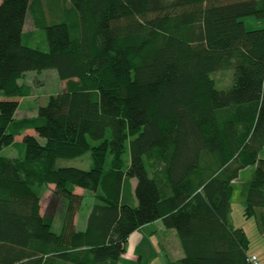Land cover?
<instances>
[{"label":"trees","instance_id":"1","mask_svg":"<svg viewBox=\"0 0 264 264\" xmlns=\"http://www.w3.org/2000/svg\"><path fill=\"white\" fill-rule=\"evenodd\" d=\"M62 1L70 18L49 22L44 0H0V150L37 134L23 158L0 156V264H119L158 220L177 231L179 264H251L231 198L256 166L245 216L264 236V29L243 22L264 19V0ZM30 14L48 52L24 43ZM47 70L67 89L18 121L33 95L20 81ZM88 154L89 170L59 165ZM50 185L67 203L60 233L43 213ZM78 189L94 196L80 232Z\"/></svg>","mask_w":264,"mask_h":264},{"label":"rangeland","instance_id":"2","mask_svg":"<svg viewBox=\"0 0 264 264\" xmlns=\"http://www.w3.org/2000/svg\"><path fill=\"white\" fill-rule=\"evenodd\" d=\"M47 16L51 21L57 20V18H66L69 19L71 16L70 11L67 8L66 3L62 0H44ZM243 22L246 26V29L249 31L264 29V19L259 20L256 18L248 17L244 18ZM26 35L24 42L27 46L32 48H37L43 52H48L47 43L44 44L42 41L44 32L42 34L34 25L33 15L30 14L28 21L26 23ZM46 41V39H45ZM234 79V70L229 69L224 72H220L216 75V81L218 83V88L226 89L232 86ZM20 84L29 85L33 89V95L24 99L17 111V120H33L38 116V108L41 105L46 104L47 98L50 95H55L61 92H64L67 89V83L62 82L57 72L54 70H47L41 73L29 72L21 81ZM33 130L32 128L26 129L22 134L15 137V143L12 146L4 147L0 150V156L8 158H23L25 154V147L21 138L23 135L27 134V131ZM35 135V134H34ZM264 156V152L262 154ZM124 158L126 162L130 161V151L129 147L125 152ZM89 159L92 163L90 155H86L85 158H78L74 160H63L59 162V165L72 166L76 168H84L89 162ZM88 169V167H86ZM89 170V169H88ZM150 170V169H149ZM256 166H249L246 169H242L240 172V177L233 181V194L231 198V218L232 223L237 228L243 229L248 238H249V251L258 253L260 256V263L264 264V236L262 235V228L260 226L259 220L256 216L247 218L245 216V209L247 206V197L250 182L254 178ZM55 191H46L43 195L42 202L43 208L46 209L48 206L53 204V202L60 203L63 201L61 197H58L54 194ZM83 206L79 211L81 223L85 219L86 214L88 213L91 206L94 203V196L88 192ZM61 205L57 209V215L55 217L53 230L57 233L62 231L63 226V213L61 211ZM52 205H51V209ZM51 213V211L49 212ZM48 214V213H47ZM46 214V215H47ZM49 215V214H48Z\"/></svg>","mask_w":264,"mask_h":264},{"label":"crops","instance_id":"3","mask_svg":"<svg viewBox=\"0 0 264 264\" xmlns=\"http://www.w3.org/2000/svg\"><path fill=\"white\" fill-rule=\"evenodd\" d=\"M61 19L62 18H60V17L57 18V20H61ZM54 21H56V20H53L51 22H54ZM49 22H50V20H49ZM26 26H25L24 35H23L24 39H25V36H27L26 35ZM40 32L42 34V31H40ZM41 38H42L43 43L46 44L45 36L43 35V37H41ZM26 135L37 136L35 130L27 131ZM26 135H23V137L21 138L22 142H23V139ZM16 158H18V157H16ZM82 158H85V156H83ZM82 158H80V159H82ZM60 166H64V165H60ZM68 167H72V166H68ZM86 167H88V169H91L92 163H91L90 159H89V162L86 164V166L84 168H80V169L88 170ZM135 184H136V182H134V185ZM55 189H56L55 187L50 185L49 188L47 189V191H51V190L55 191ZM77 193L83 195L84 198L87 196V194H89L87 191H85L83 189H78ZM51 205H52L53 210H50ZM51 205L48 206L43 211L44 215L48 213L49 215H55V217H56L57 209L61 205L62 209H61L60 213H63V215L65 216V213L67 210L66 201L63 200L60 203L53 202V204H51ZM91 210H92V206L89 209L88 213L86 214L85 219L82 221V223L80 220V214L79 213L77 214L76 219H75L77 231L80 232V231L86 230L87 221H88V217L90 216ZM50 211H51V213H49ZM231 220H232V218H231ZM63 221H64V219H63ZM54 222H55V220H54ZM126 248H127L126 253L122 256L121 260L119 261V264H179V262L182 259H184L186 256L185 251L182 247V243L180 241V238L177 234V231L167 229L165 227V225L163 224L162 220H158L154 223L145 225V226L139 228L137 231H135L130 236ZM248 255L249 256H251V255H257L258 256V253L250 252L248 250ZM258 257L260 259V256H258Z\"/></svg>","mask_w":264,"mask_h":264},{"label":"built area","instance_id":"4","mask_svg":"<svg viewBox=\"0 0 264 264\" xmlns=\"http://www.w3.org/2000/svg\"><path fill=\"white\" fill-rule=\"evenodd\" d=\"M249 262L251 264H261L260 263V259H259V257L257 255H251V256H249Z\"/></svg>","mask_w":264,"mask_h":264}]
</instances>
